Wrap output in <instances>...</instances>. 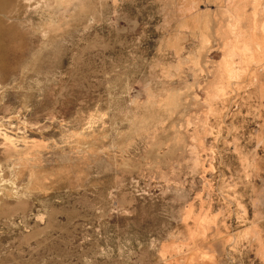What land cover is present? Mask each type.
Returning <instances> with one entry per match:
<instances>
[{
	"label": "rangeland",
	"instance_id": "rangeland-1",
	"mask_svg": "<svg viewBox=\"0 0 264 264\" xmlns=\"http://www.w3.org/2000/svg\"><path fill=\"white\" fill-rule=\"evenodd\" d=\"M0 22V264H264V0Z\"/></svg>",
	"mask_w": 264,
	"mask_h": 264
},
{
	"label": "bare ground",
	"instance_id": "bare-ground-1",
	"mask_svg": "<svg viewBox=\"0 0 264 264\" xmlns=\"http://www.w3.org/2000/svg\"><path fill=\"white\" fill-rule=\"evenodd\" d=\"M16 1V0H15ZM14 2V0H0V14L4 13V15L6 14V16H8L9 14V9H11L12 3ZM0 33L3 35L5 33L4 28H2L1 26V22H0ZM6 46V45H5ZM9 46V45H8ZM12 47V46H10ZM2 47H0V56L4 55L1 54L2 52ZM8 48V47H7ZM6 49V48H5ZM4 50V49H3Z\"/></svg>",
	"mask_w": 264,
	"mask_h": 264
}]
</instances>
